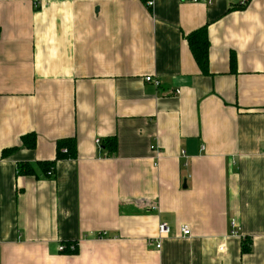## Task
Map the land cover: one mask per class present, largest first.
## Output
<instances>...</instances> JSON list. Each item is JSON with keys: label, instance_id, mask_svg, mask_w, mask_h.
I'll list each match as a JSON object with an SVG mask.
<instances>
[{"label": "crops", "instance_id": "0c3cea01", "mask_svg": "<svg viewBox=\"0 0 264 264\" xmlns=\"http://www.w3.org/2000/svg\"><path fill=\"white\" fill-rule=\"evenodd\" d=\"M0 30V264H264V0H0Z\"/></svg>", "mask_w": 264, "mask_h": 264}, {"label": "trees", "instance_id": "16d2710c", "mask_svg": "<svg viewBox=\"0 0 264 264\" xmlns=\"http://www.w3.org/2000/svg\"><path fill=\"white\" fill-rule=\"evenodd\" d=\"M1 34V30H0ZM187 41L189 43L190 49L192 54L197 61L198 65L200 66L201 70L204 73H208L209 69V50H210V42L207 33V27H203L198 31L192 33L187 37ZM232 60V69L234 70L235 65ZM23 145L28 148H34L36 146V135L32 134L29 136H24L22 138ZM103 152H106L107 157H114L116 155L117 150V140L116 138L106 139L105 141L102 140V143L99 147ZM15 148L12 149H5L3 151V156H8L11 152H13ZM78 155L77 151V142L75 138H66L61 139L57 142V149H56V158L54 161L49 162H38L37 165L46 171L48 176L49 171H54L53 168L57 161L62 159H76ZM17 171L19 175H36V168L35 166L29 163H19L17 166ZM75 246V249L71 250V245ZM64 252L70 254H76L78 252V245L76 242H69L66 243ZM252 244L249 238H243L242 240V251L249 252L251 250Z\"/></svg>", "mask_w": 264, "mask_h": 264}, {"label": "built area", "instance_id": "2783aa9c", "mask_svg": "<svg viewBox=\"0 0 264 264\" xmlns=\"http://www.w3.org/2000/svg\"><path fill=\"white\" fill-rule=\"evenodd\" d=\"M193 1H198V0H193ZM145 3L146 5L149 7V8H152L154 6V0H145ZM245 2H241V5H244ZM40 5V2H35V6L38 7ZM145 80L147 82H152L155 84L156 87H160V81L156 78H153L152 76H147L145 78ZM180 94V90H176L174 92V95H179ZM96 143L97 145L100 147L101 143H102V140L100 138H97L96 140ZM185 152H182V154H184ZM49 175H52L53 174V171H49L48 173ZM145 206L147 207V210L149 211H154V212H157L159 211V206L156 204V203H151V202H147L145 203ZM181 232L183 235L185 236H190L191 235V228L189 225L185 224L181 227ZM171 233V228L170 226H168L166 223H161L158 227V238L155 239V240H152L151 243H157L156 246L157 248H160L161 247V239L168 236L169 234ZM231 234L234 235V236H240V231H239V228L236 224V221H232V231H231ZM71 250L75 249V246L72 244L70 246ZM65 245H61L59 247V250L61 252H64L65 250Z\"/></svg>", "mask_w": 264, "mask_h": 264}]
</instances>
